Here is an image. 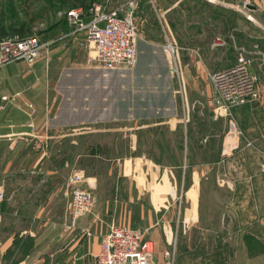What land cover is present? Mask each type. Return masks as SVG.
<instances>
[{"label":"crops","instance_id":"obj_1","mask_svg":"<svg viewBox=\"0 0 264 264\" xmlns=\"http://www.w3.org/2000/svg\"><path fill=\"white\" fill-rule=\"evenodd\" d=\"M129 1L104 7L129 10ZM251 1L264 26V0ZM216 2L231 6L134 0L141 39L128 70L101 68L68 25L41 40L31 70L0 68V264H99L113 224L146 230L159 264L173 242L175 264H264V63L259 97L233 109V135L213 100V58L190 54L186 88L176 87L157 35L190 31L181 43L192 53ZM72 171L84 174L94 208L68 228Z\"/></svg>","mask_w":264,"mask_h":264},{"label":"built area","instance_id":"obj_2","mask_svg":"<svg viewBox=\"0 0 264 264\" xmlns=\"http://www.w3.org/2000/svg\"><path fill=\"white\" fill-rule=\"evenodd\" d=\"M134 0L126 6L107 9L101 2H92L86 10L83 7L70 8L65 11V20L73 32L83 31L87 46L92 50L91 59L105 70L131 69L138 60L139 33L133 11ZM250 4L246 3L249 7ZM224 40L216 37L212 47L223 45ZM45 43L37 35L21 36L13 34L0 39V68L15 61L26 63L31 70L42 55ZM258 49V46H255ZM178 47L172 43L164 46L165 55L170 66L178 70ZM260 53V51H258ZM253 59L242 48L237 62L229 67L211 73L214 103L229 116V133H241L233 109L259 97V75L251 70ZM173 68V69H175ZM181 86L186 87L184 74ZM8 100V96H2ZM32 124V123H31ZM264 170V166H263ZM84 174L72 171L65 183L67 199L65 225L73 228L81 216L94 208V196L89 189L82 186ZM0 191V198H3ZM88 235L91 232H86ZM154 244L146 235V230L113 224L102 235L101 248L96 256L99 264H159L152 259ZM168 260L162 264H175V242L165 251Z\"/></svg>","mask_w":264,"mask_h":264},{"label":"rangeland","instance_id":"obj_3","mask_svg":"<svg viewBox=\"0 0 264 264\" xmlns=\"http://www.w3.org/2000/svg\"><path fill=\"white\" fill-rule=\"evenodd\" d=\"M117 1L94 0V2H101L106 7ZM246 3L250 4L249 7L246 6ZM252 4L251 0H231V6H223L217 2L213 4V8H209V20L211 24H214L213 26L211 25L209 33L199 35L203 36L201 39L203 41L199 48L193 50L192 53L188 49H183L181 43V41L190 42L192 36L190 31L179 33L161 31L157 33L159 41H162L164 46L170 42L179 48L176 55L179 72L174 66H171L174 86L181 85L180 73L181 75L184 74L186 79L184 68H187L188 65L186 63L192 58L190 54H193L194 58H213L214 67L217 71L226 68L225 66L229 67L235 64L242 48L253 59L251 70L256 72L259 75V79H261L260 71L261 65L264 63V54L261 52L257 35H264V26L259 24L260 19L252 14ZM68 9H70L69 4L63 2V0H0V21L9 25L11 22L31 20V32L35 33L34 35H37L41 40L46 41L51 38L54 27L58 26V28H61L68 25L65 22L64 14ZM32 16L34 19H31ZM200 20H205V18L200 17ZM137 27L140 42L141 36L138 22ZM216 37L223 38L224 43L213 48L212 42ZM138 44L140 45V43ZM256 45L258 49H256Z\"/></svg>","mask_w":264,"mask_h":264},{"label":"trees","instance_id":"obj_4","mask_svg":"<svg viewBox=\"0 0 264 264\" xmlns=\"http://www.w3.org/2000/svg\"><path fill=\"white\" fill-rule=\"evenodd\" d=\"M63 2L69 4L70 8L83 7L87 10L94 0H63ZM31 19H34V17L32 16ZM31 28V20L11 22L9 25L0 21V39L13 34H19L21 36L34 35L35 33L31 32Z\"/></svg>","mask_w":264,"mask_h":264},{"label":"water","instance_id":"obj_5","mask_svg":"<svg viewBox=\"0 0 264 264\" xmlns=\"http://www.w3.org/2000/svg\"><path fill=\"white\" fill-rule=\"evenodd\" d=\"M253 8V6H251Z\"/></svg>","mask_w":264,"mask_h":264}]
</instances>
